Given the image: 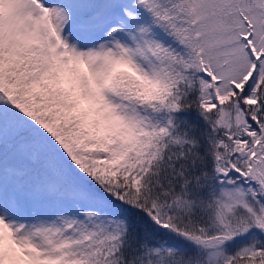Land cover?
Segmentation results:
<instances>
[{
    "label": "snow or ice",
    "instance_id": "6c2138e0",
    "mask_svg": "<svg viewBox=\"0 0 264 264\" xmlns=\"http://www.w3.org/2000/svg\"><path fill=\"white\" fill-rule=\"evenodd\" d=\"M0 264H264V0H0Z\"/></svg>",
    "mask_w": 264,
    "mask_h": 264
}]
</instances>
